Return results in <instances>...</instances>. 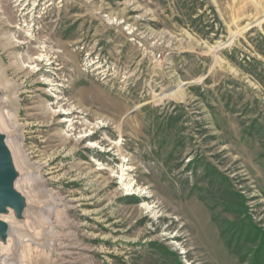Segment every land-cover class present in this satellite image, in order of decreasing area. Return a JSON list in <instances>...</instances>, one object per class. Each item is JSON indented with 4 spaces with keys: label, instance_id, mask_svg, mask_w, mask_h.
<instances>
[{
    "label": "rangeland",
    "instance_id": "374dc122",
    "mask_svg": "<svg viewBox=\"0 0 264 264\" xmlns=\"http://www.w3.org/2000/svg\"><path fill=\"white\" fill-rule=\"evenodd\" d=\"M13 13L0 1L9 118L51 207L47 242L19 237L0 264H250L264 0H19Z\"/></svg>",
    "mask_w": 264,
    "mask_h": 264
},
{
    "label": "water",
    "instance_id": "95a60500",
    "mask_svg": "<svg viewBox=\"0 0 264 264\" xmlns=\"http://www.w3.org/2000/svg\"><path fill=\"white\" fill-rule=\"evenodd\" d=\"M2 82L0 77V262H15L19 237L47 242L48 226L42 225L41 216L51 204L44 200L38 169L29 165L21 149L19 128L9 118L17 86Z\"/></svg>",
    "mask_w": 264,
    "mask_h": 264
},
{
    "label": "bare ground",
    "instance_id": "6f19581e",
    "mask_svg": "<svg viewBox=\"0 0 264 264\" xmlns=\"http://www.w3.org/2000/svg\"><path fill=\"white\" fill-rule=\"evenodd\" d=\"M0 1L3 5V8L10 13V16H9L10 20H13L15 17L13 12L15 11V8H17V4H18L19 0H0ZM4 13H5V11H4ZM5 23H6V20L0 19V25H3V27H0L1 32H4V29L6 28V26L4 25ZM9 27H10V25H9ZM3 39H2L3 49L8 50L10 48H16L17 47V44L15 43V41L13 39H11V38H3ZM23 59H27V57L23 58ZM45 61H46V58L42 55L39 57H36V62H38L40 64H43ZM48 64L52 65L53 63L52 62L46 63V65H48ZM17 67L22 68V66L19 63L17 64ZM0 77H1V81H3L2 83H6L2 74H0ZM34 117L35 118H46L41 113L34 115ZM64 121H66V119Z\"/></svg>",
    "mask_w": 264,
    "mask_h": 264
},
{
    "label": "trees",
    "instance_id": "16d2710c",
    "mask_svg": "<svg viewBox=\"0 0 264 264\" xmlns=\"http://www.w3.org/2000/svg\"><path fill=\"white\" fill-rule=\"evenodd\" d=\"M251 229L249 236L258 237L260 242L255 248L254 258L250 264H264V231L254 225ZM253 237L251 239H254Z\"/></svg>",
    "mask_w": 264,
    "mask_h": 264
}]
</instances>
